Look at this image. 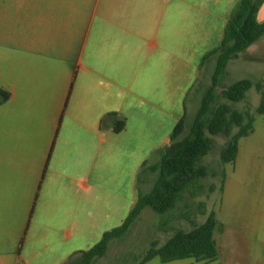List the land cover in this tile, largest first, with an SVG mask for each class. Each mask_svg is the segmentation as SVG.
<instances>
[{
	"label": "crops",
	"instance_id": "crops-1",
	"mask_svg": "<svg viewBox=\"0 0 264 264\" xmlns=\"http://www.w3.org/2000/svg\"><path fill=\"white\" fill-rule=\"evenodd\" d=\"M237 1L223 0L222 24ZM193 8L191 0L3 4L0 89L8 98L0 103V264H66L122 223L137 198V175L148 165L141 158L158 156L169 144L182 116L179 101L183 111V96L206 65L199 68L200 60L214 48L201 56L196 78L179 80L178 38L204 27L194 24ZM263 10L264 3L258 22ZM263 38L229 62L262 61ZM118 120L125 126L115 133ZM163 125L167 136L159 135V147L153 142ZM147 141L152 144L144 150ZM123 158L127 166L115 167ZM254 159L264 161V115L238 140L222 185L220 179L219 202L210 207L216 259L160 264H239L254 244L264 247L262 224L223 217L240 165Z\"/></svg>",
	"mask_w": 264,
	"mask_h": 264
},
{
	"label": "trees",
	"instance_id": "trees-1",
	"mask_svg": "<svg viewBox=\"0 0 264 264\" xmlns=\"http://www.w3.org/2000/svg\"><path fill=\"white\" fill-rule=\"evenodd\" d=\"M263 2L264 0H238L229 13L219 43L202 56L199 68L211 58H214V64L209 85L201 94L192 122L187 125L186 110L183 108L181 118L169 134V144L162 149L156 162L144 164L137 175V184L142 176L154 175L151 189L144 194L137 192L136 201L122 223L105 231L97 243L69 259L66 264H93L105 255L110 241L120 239L127 233L144 209L149 208L158 215H164L172 211L187 192L199 188V181L209 173L201 160L210 150L211 137L221 135L226 138L219 152L221 164L234 161L238 140L252 130L256 115H264V85L242 79L220 92L222 99L237 103L243 101L246 93L254 88L259 94V103L254 113L248 109L239 111L228 104L218 103L216 89L221 87L228 62L264 36V20L258 22L256 19ZM7 98L8 94L0 89V103ZM124 126V120H118L114 121L112 128L115 133H119ZM234 128H237L235 132ZM211 176H219L222 185L225 172L222 170L211 173ZM190 224L191 229L188 231L173 230L172 235L157 248L154 242L151 243V247L138 263L144 264L155 257L163 263L187 258L196 261L215 260V213L209 211L202 223L196 225L190 221Z\"/></svg>",
	"mask_w": 264,
	"mask_h": 264
},
{
	"label": "rangeland",
	"instance_id": "rangeland-1",
	"mask_svg": "<svg viewBox=\"0 0 264 264\" xmlns=\"http://www.w3.org/2000/svg\"><path fill=\"white\" fill-rule=\"evenodd\" d=\"M191 1L194 6V24L203 25L204 27L200 28V30H193V37L184 35L178 38L177 70L179 80L183 76L188 77L189 80L191 77L196 78L199 60L204 52L217 46L222 34V26L224 25V23H221V19L223 17L226 18V15L222 14L224 9L223 0ZM8 3L9 0H0V10L3 4ZM205 9H209L211 14L207 15V13H203ZM258 20H264V10L260 13ZM261 41L264 42V38ZM263 42H261V44ZM258 63L251 65L249 61H244L240 58L229 62V66H227V68L230 67L229 72L225 74L221 87L216 89L217 102L228 104L235 110L243 111L248 109L251 113H254L259 101V94L254 89L251 88V90L246 93L245 99L237 103L222 99L220 97V92L222 89L227 88L240 79H249L254 83L262 80L264 84V59ZM213 64L214 58L210 59L206 65L200 69L194 90L183 96L187 125H190L192 122L201 94L204 88L209 85V76L213 69ZM251 66L252 70L250 69ZM182 112V103L179 101L177 113L180 116ZM261 119H263V116L256 115L255 125L261 123ZM236 129L237 128H234L233 132H235ZM159 135L160 137L167 136L166 127L164 125L161 127V130L156 133L155 138L157 139L153 142V144L162 147L164 141L159 139ZM225 142L226 138L221 135L211 137L210 150L201 160V164L207 168L209 173L205 178L199 181V188H195L194 190L191 189L190 192H187L182 200L177 202L176 207L164 215H158L149 208L144 209L130 226L127 233L120 239L110 241L105 255L97 259L93 264H137V262L145 256L151 247V243L154 242L155 248H157L161 246L175 230H190V221H193L196 225L200 224L210 210V207H213L220 199V177L211 176V173H218L222 170L229 172L232 167V163L221 164L219 161V152ZM150 144H152V142H143L142 146H145L144 150H147V146ZM158 156L156 155V151L146 152L144 158L142 157L141 160L146 161L147 164H153L158 160ZM125 161L126 158L121 159L118 163L115 161V167L121 164L127 166ZM259 161L260 159H254L253 163L251 162L252 164H248L244 167L240 165L236 174V188L232 193L230 192L231 194L229 193L230 195L227 200L230 202H228V205L225 206L224 203L223 217L231 220L235 217L240 221L254 219L256 223L259 225L262 224V228H264V161ZM127 162H129V159ZM121 177L122 175L119 179H121ZM153 180L154 175L152 174L142 176L138 192L140 194L147 193L151 189ZM124 182H127L126 176ZM201 204H203V206H201ZM221 214L222 213L219 214L220 219ZM110 224H113V222H108V225ZM117 224L119 225L120 223ZM230 225L233 224L231 223ZM237 262L239 264H264V247L254 244L252 246V251L249 253H242L241 258L238 259ZM149 264H160V260L154 258Z\"/></svg>",
	"mask_w": 264,
	"mask_h": 264
}]
</instances>
